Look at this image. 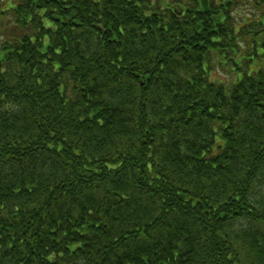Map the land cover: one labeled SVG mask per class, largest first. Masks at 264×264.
<instances>
[{"label": "trees", "instance_id": "1", "mask_svg": "<svg viewBox=\"0 0 264 264\" xmlns=\"http://www.w3.org/2000/svg\"><path fill=\"white\" fill-rule=\"evenodd\" d=\"M248 4L0 0V264H264Z\"/></svg>", "mask_w": 264, "mask_h": 264}, {"label": "rangeland", "instance_id": "2", "mask_svg": "<svg viewBox=\"0 0 264 264\" xmlns=\"http://www.w3.org/2000/svg\"><path fill=\"white\" fill-rule=\"evenodd\" d=\"M234 2L239 6L241 5V7L238 10V16L241 17L243 13H246L244 8H246L247 10L249 8L248 0H234ZM242 6H244V8ZM0 31H4L7 34L9 33L8 27H5V24H2V26H0ZM2 57H3V52L0 51V59ZM246 59H249V57L248 56L245 57L242 54H239L235 59V64L238 67L241 68L243 67V69L240 68L239 70H234L236 72L238 79L241 78L243 71H246L249 74L253 71L252 68H256L253 65L251 67L246 68L244 63ZM210 75H212V78L215 80L226 81L227 83L231 82L234 77V73L232 72V67L230 64H227L225 67L216 66V68L212 71Z\"/></svg>", "mask_w": 264, "mask_h": 264}]
</instances>
